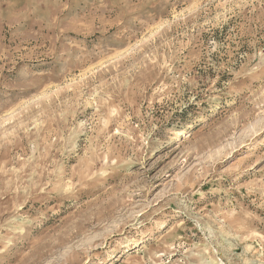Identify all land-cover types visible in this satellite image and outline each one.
<instances>
[{"label": "rangeland", "instance_id": "rangeland-1", "mask_svg": "<svg viewBox=\"0 0 264 264\" xmlns=\"http://www.w3.org/2000/svg\"><path fill=\"white\" fill-rule=\"evenodd\" d=\"M0 264H264V0H0Z\"/></svg>", "mask_w": 264, "mask_h": 264}]
</instances>
